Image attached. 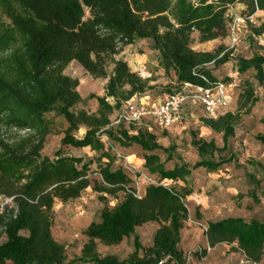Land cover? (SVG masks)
Listing matches in <instances>:
<instances>
[{
  "label": "trees",
  "instance_id": "1",
  "mask_svg": "<svg viewBox=\"0 0 264 264\" xmlns=\"http://www.w3.org/2000/svg\"><path fill=\"white\" fill-rule=\"evenodd\" d=\"M237 3L248 15L264 11V0H0L6 18L0 21V195L9 200L0 210V264H185L180 239L188 218L184 199L190 191L148 184L137 195L126 173L112 168L111 149L138 146L149 174L186 182L192 170L213 171L230 160L203 157L225 150L241 117L239 110L249 112L258 97L248 84L238 111L201 117L203 126L222 133V146L213 139L193 137L190 143L201 159L192 166L180 163L166 168V161L175 156L174 145L160 144L150 127L130 133L123 120L117 125L110 120L113 110L154 88L149 78L116 56L124 47L146 41L158 67L170 78L163 86L167 95L181 92L186 83L202 88L218 81L228 84L230 77L218 79L214 71L231 61L237 73L252 70L262 84L264 54L236 56L222 42L211 50L192 46L194 33L200 43L226 37L227 11ZM248 25L250 36L264 32V22ZM72 61L91 76L107 79L103 96H88L96 99V112L74 109L81 102L78 80L64 73ZM51 113L66 124L52 157L42 153L53 128ZM80 127L85 131L78 137ZM255 139L264 144V133ZM63 146L89 148L97 155L85 160L65 154ZM94 173L99 179L91 177ZM87 188L102 199L120 193L122 198L85 227L80 255L68 260L64 245L51 234L52 208L56 200L78 198ZM251 197L258 199L254 192ZM148 222L157 227L151 243L144 246L135 231ZM204 235L210 247L236 243L245 262L256 264L262 259V220L230 216L207 221ZM130 236L133 250L123 259L97 251V243L118 244Z\"/></svg>",
  "mask_w": 264,
  "mask_h": 264
},
{
  "label": "rangeland",
  "instance_id": "2",
  "mask_svg": "<svg viewBox=\"0 0 264 264\" xmlns=\"http://www.w3.org/2000/svg\"><path fill=\"white\" fill-rule=\"evenodd\" d=\"M244 8L242 3H237L227 11L230 26L237 18L240 19L236 22L238 41L232 42L229 28L226 37L217 38L214 46L222 42L232 48L236 56L248 57L254 52L264 54V32L259 36H250L248 25L249 22L254 25L264 22V11H256L248 15L244 12ZM247 17H251V21L246 19ZM0 21H6L1 12ZM193 36L195 39L192 46H195L199 43L197 33ZM116 57L126 60L130 69L141 77L149 78V83L154 85V88L123 103L120 109L113 110L109 116L112 124L117 125L123 120L124 126L130 130V133H135L138 128L150 127L160 144L174 145L175 156L170 161H166V168L180 163L192 166L201 159L197 149L190 143L193 137L207 141L213 139L217 147L222 146V133L214 132L202 125L200 119L207 115L192 89L184 90L186 98L180 108V119L167 129L160 128L148 115L135 117L133 113L137 109L149 108L167 96L163 86L170 83V78L158 67L155 53L148 49L144 40H138L124 47ZM234 64V61L228 62L214 71L218 79L230 77V80H226L229 103L221 112H236L244 105L245 102L240 95L248 84L253 88L258 101L249 112H245L246 108L239 110L241 117L235 125L234 135L228 139L225 150L203 157L215 161L221 157L230 159L218 169L208 171L202 167L196 168L192 170L186 182L160 180L143 167L142 150L138 146L132 145L124 149L114 145L111 149V153L115 156L112 168L120 167L126 173L137 195H142L148 184H164L174 186L178 191H190L184 199L188 208V218L183 223L180 239L185 264H250L244 261L243 253L237 249L236 243H220L210 247L204 235L207 221L230 216L264 221V144L255 139L256 134L264 133V83L259 84L256 81L252 70L243 74L237 73ZM64 73L78 80L77 91L81 96V102L74 109L96 112L97 101L88 96L90 94L103 96L107 79L91 76L75 61L68 64ZM108 101L113 103L111 98ZM48 117L53 121V128L45 138L42 153L52 157L60 147V138L66 124L62 118L55 117L52 113L48 114ZM84 131L85 128L80 127L76 135L80 137ZM103 140L107 141L105 137ZM62 149L65 154L81 156L85 160L97 155L89 148L63 146ZM95 168L96 163L93 162L91 169ZM91 177L99 179L96 173ZM252 192L256 194L257 200L251 197ZM121 198L120 193L117 198L106 196L102 199L98 193L87 188L78 198L66 202L55 201L52 208L51 234L56 241L64 245L68 260L80 255L82 245L86 241L83 235L85 227L91 221L98 220L103 208L115 206ZM8 202V198L0 195V210ZM156 227L157 223L148 222L136 228L135 233L142 245L147 246L151 243V236ZM132 239L133 236H130L112 245L97 243V251L100 254H112L123 259L133 250ZM256 264H264V246L262 259Z\"/></svg>",
  "mask_w": 264,
  "mask_h": 264
},
{
  "label": "built area",
  "instance_id": "3",
  "mask_svg": "<svg viewBox=\"0 0 264 264\" xmlns=\"http://www.w3.org/2000/svg\"><path fill=\"white\" fill-rule=\"evenodd\" d=\"M246 19L251 21V17H247ZM239 21L240 19L237 18L230 26V35L233 43L238 41L236 22ZM187 88L194 91L208 117L218 116L229 103L228 84L223 81H218L215 85L206 88L196 87L186 83L181 92L167 95L162 101L149 108L141 107L137 109L133 113L134 116L139 118L148 115L160 128H169L180 119V108L186 98L184 90Z\"/></svg>",
  "mask_w": 264,
  "mask_h": 264
},
{
  "label": "crops",
  "instance_id": "4",
  "mask_svg": "<svg viewBox=\"0 0 264 264\" xmlns=\"http://www.w3.org/2000/svg\"><path fill=\"white\" fill-rule=\"evenodd\" d=\"M216 40L217 39L206 41V42H201V43L199 42L197 45L193 46V48L194 49H201V50H211L215 47L214 41H216Z\"/></svg>",
  "mask_w": 264,
  "mask_h": 264
}]
</instances>
